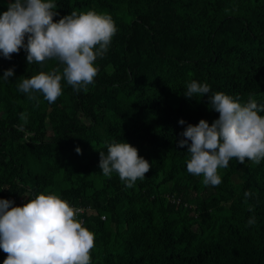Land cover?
Instances as JSON below:
<instances>
[{"label":"trees","instance_id":"obj_1","mask_svg":"<svg viewBox=\"0 0 264 264\" xmlns=\"http://www.w3.org/2000/svg\"><path fill=\"white\" fill-rule=\"evenodd\" d=\"M51 2L53 22L94 10L109 14L117 31L87 91L62 78L54 103L39 92L38 103L29 99L18 85L41 71L62 75L65 65L28 64L23 48L11 59L0 53V199L23 206L56 194L82 208L79 222L94 234L90 264H264V160L235 186L244 163L232 158L218 169L221 183L206 186L187 171V146H178L188 124L219 118L208 99L216 92L264 105V0ZM193 80L210 86L208 96L185 97ZM114 142L150 164L131 188L99 167ZM6 258L0 249V264Z\"/></svg>","mask_w":264,"mask_h":264},{"label":"clouds","instance_id":"obj_2","mask_svg":"<svg viewBox=\"0 0 264 264\" xmlns=\"http://www.w3.org/2000/svg\"><path fill=\"white\" fill-rule=\"evenodd\" d=\"M56 7L51 0H15L0 15V53L5 58L11 59L23 48L28 64L57 58L65 65L62 75L56 69L41 71L19 83V90L37 103L32 93H42L44 99L54 103L62 94V78L76 91H87L97 75L94 62L107 52L117 31L109 14L94 10H73L53 22V17L59 15L54 11ZM13 75L14 69L10 68L3 80L9 81ZM209 92L208 84L193 80L187 85L185 97L208 96ZM208 99L219 118L211 126L203 119L197 125L188 124L178 146H187L190 154L187 171L202 176L204 185L217 186L221 183L218 169L227 168L232 158L241 164L248 160L257 165L264 160V116L259 114L264 112V105L258 106L252 97L241 103L239 96L233 98L222 92ZM20 118L27 124L25 113ZM178 123L186 122L181 119ZM76 152L80 154L81 149L77 147ZM99 167L105 176L117 172L131 188L138 179L145 178L150 164L134 146L114 142L108 146L107 155L100 152ZM244 195L248 198L252 194L246 191ZM13 204L0 199V249L7 253L3 264H90L94 234L76 219L79 209L56 194L43 193L23 206ZM254 223L255 218H249L248 224Z\"/></svg>","mask_w":264,"mask_h":264},{"label":"rangeland","instance_id":"obj_3","mask_svg":"<svg viewBox=\"0 0 264 264\" xmlns=\"http://www.w3.org/2000/svg\"><path fill=\"white\" fill-rule=\"evenodd\" d=\"M10 1L11 0H0V13L4 10V9H6L7 8V5H8V3H10ZM100 59V56H97V59H96V61L97 60H99ZM95 61V62H96ZM95 62H94V67H96L97 68V66H96V64H95ZM253 162L252 161H246L240 168H239V170H238V173L237 174H235V175H233L232 177H231V179H232V182H233V184L236 186V185H238V184H240V182L242 181V179H243V174H245V172H246V169H248V166H250L251 164H252ZM226 206H228L229 204H225ZM80 210V209H79ZM81 212H83V209H82V211H79L78 213H77V215H76V219L78 220V221H81V220H83L81 217H79L80 215V213ZM88 214H93V215H95V214H98V212L97 211H95V210H93V209H88ZM104 217V216H103ZM102 217V218H103ZM82 222V221H81Z\"/></svg>","mask_w":264,"mask_h":264},{"label":"built area","instance_id":"obj_4","mask_svg":"<svg viewBox=\"0 0 264 264\" xmlns=\"http://www.w3.org/2000/svg\"><path fill=\"white\" fill-rule=\"evenodd\" d=\"M77 209H80V211H82V208H77ZM104 218V217H103Z\"/></svg>","mask_w":264,"mask_h":264}]
</instances>
